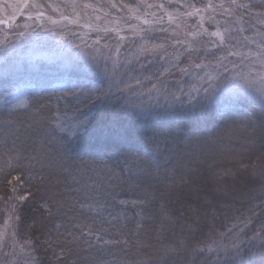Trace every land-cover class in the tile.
Here are the masks:
<instances>
[{
  "label": "trees",
  "instance_id": "1",
  "mask_svg": "<svg viewBox=\"0 0 264 264\" xmlns=\"http://www.w3.org/2000/svg\"><path fill=\"white\" fill-rule=\"evenodd\" d=\"M114 1L122 8H130L134 11H144L147 6L154 9L153 17L149 18L152 21L151 29L145 35L148 54H140L141 51L126 52L125 55L129 56L117 62L109 65L103 63L101 66H108V68L105 67L106 71L103 70L105 73H102L100 69L80 68L79 65L70 68H59L60 64L38 67L41 77L46 81L43 85L45 88L44 102L50 104L51 114L55 115L58 110L61 120L87 117L88 130L61 144L58 140L51 138L56 133L49 130L47 123L42 126L33 125L29 128L26 126L28 121L24 117H14L18 121H25L18 125H5L0 122V168H4L5 171L9 170L7 162L9 155L14 154L10 151L14 141L17 147L29 150L43 143L45 150H51V155H56L59 150L69 163L75 162L74 168L79 165L81 160L102 159L113 166L125 181L120 188L111 190L115 194V199L112 198V195H106L102 191L97 193L91 189H85L84 185L91 183L87 175H77L80 182L76 183L72 181L71 177L64 174L67 183L61 186L68 189H81L80 192L70 193L81 200H85L87 194L86 202L95 203L99 200L103 203V210L100 213L85 211L80 214L77 209H72L71 211L66 210L67 216L76 215L78 219L68 221L67 216L62 217L65 223L90 225L92 231L102 239L96 241L95 236L88 237V239L97 243L98 246L106 249L116 247L103 244V240L119 239L113 225L119 227L121 219L114 220L113 217L122 214L127 217V219H123V224L129 228L134 226L135 213L138 209L131 204L121 205L119 201L136 199L137 193L134 188H130V185H140L156 197L147 209L153 214L154 221L148 223H153L154 226L159 224L158 209L161 200H163L173 218L172 222L165 221L166 235L176 238L183 237L188 242L187 250H181L177 255L171 257L169 264H224L223 255L218 262L212 260L211 255L214 254H205L196 256L194 260L191 259L190 249L193 236L187 225L191 224L197 229L194 239H203L205 242L215 239L223 244H230V237L221 238L219 234L227 232V229L234 223L238 224L239 228H244V232L240 236V239L245 241L243 259L247 261L248 253L251 251L256 253L252 257L253 264H259L258 251L261 240L256 239L249 243L248 238L264 226V203H261L264 200V194H262L264 189L260 187L262 183L257 184L258 178L252 179L242 171L237 172L235 177L218 178L216 174L228 168L235 171L238 168V164L233 159L236 154L235 150H239L241 155H245L244 149H249L250 151L246 154L252 155L259 149L260 140L257 139L256 145L253 147V145L241 141L238 131L234 135H230L225 125L222 127L218 117L210 115L207 120L196 121L190 119L178 104L169 108L171 97L165 99V90L156 81L159 72L168 67V64L160 59V54L165 49L168 53L175 51L184 53L187 45L176 43L177 40L188 41L189 38L193 40V42L189 40L190 43L195 44L212 40L207 35L195 38L187 37V32H194L195 28L196 30L199 28V22L195 23L197 21L195 15L193 17L186 15V13L193 12V8L189 5L204 9V6L209 2L217 6L222 0ZM228 2L229 0H223L225 7H228ZM238 2L247 3L248 0H238ZM252 2L257 5L252 10L264 11V0H252ZM110 12L111 10L108 13ZM245 12V9H239L230 16L224 13L223 9L215 8L216 16L223 21V18L228 21L231 17L236 20L237 16L245 19L243 16ZM250 12L247 11V13ZM169 14H172L174 22L169 20ZM176 22L192 24L184 30L182 27L176 29ZM113 24L118 25V23ZM204 24L212 27L207 20ZM103 26L106 27V30L107 28L111 29L108 24ZM155 27H159L160 32L156 31ZM164 28L176 30L178 33L175 36L169 35L173 32L161 31ZM164 34L167 37L164 39L165 42L160 44L159 38ZM154 45H163L165 48L163 50L154 48ZM214 50L215 48L209 45L210 54ZM201 54H203L202 45ZM180 62L181 66L187 63L184 55L180 56ZM75 64H77V60ZM173 72L176 70L173 69ZM111 73L114 77H111ZM147 77H152V79L149 80ZM187 79L188 76L181 78L178 72L176 75L165 73L160 77L161 82H166L168 93L176 92L177 94H179L178 87L185 90ZM126 80H130L132 84L123 90L122 83ZM137 80L140 81L139 84ZM153 83L157 84L156 89L152 87ZM92 89H103L104 91L111 89V103L107 105H101L99 102L78 104L77 98L72 95H69L66 100L57 101L56 99L63 91L71 90L82 93ZM0 95H2V90H0ZM182 99L186 100V97H182ZM249 100L251 102L245 103L237 109L236 119L247 122L249 117L254 116L258 122L261 117L259 102L251 98ZM133 104L141 106L143 115H135L130 106L122 107ZM0 112H2V108H0ZM45 114L49 115L47 112ZM2 119L3 117L0 116V120ZM101 128L106 130L105 136L98 134ZM153 136L161 140L167 138L171 150L165 147L159 153L153 152L151 145L146 142ZM125 156L128 157L127 162H125ZM147 161H154V163L148 164ZM2 175L0 173V176ZM4 191H9L8 187L0 184V195ZM38 203L39 197L36 200L30 198L25 202L22 212L25 223L30 222V218L36 215L33 208ZM3 207L4 204L0 201V209ZM246 218H251V223L245 228L244 224L239 221ZM2 219L3 212L0 211V221ZM108 221L112 223L109 224ZM102 229H107V231ZM73 231L78 232L79 229H73ZM209 232L211 233L210 239L207 237ZM253 245L255 246L253 247ZM36 255L43 261V264H49L50 253L40 250ZM107 259L111 260V257H107Z\"/></svg>",
  "mask_w": 264,
  "mask_h": 264
},
{
  "label": "snow or ice",
  "instance_id": "2",
  "mask_svg": "<svg viewBox=\"0 0 264 264\" xmlns=\"http://www.w3.org/2000/svg\"><path fill=\"white\" fill-rule=\"evenodd\" d=\"M31 6L37 9L43 7L36 3ZM189 6L193 8V12L186 13V15H199L200 21L199 28L188 33V35L194 38L202 35L216 37L218 42L209 40L195 44L177 40L176 43L187 44L184 53H168L165 49L160 54V59L165 61L168 67L159 72L156 81L164 88L165 99L171 97L169 108L178 104L190 119L196 121L207 120L210 115L218 117L230 135H234L238 131L241 141L251 144L253 147L259 139L260 147L252 155L246 154L250 151L249 149H244L245 155H241L239 150H235L236 154L233 159L238 164L235 171L232 168L223 169L216 175L218 178L235 177L237 172L242 171L252 179L258 178L264 187V86L257 89L251 88L252 64L254 63L260 65L259 78L264 84V31L257 30L256 36H259L260 39L256 40L254 37L243 35L245 32L243 27L234 28L232 23L225 21V26L221 30L219 21H216V30L209 32L203 27L204 17L201 15L202 11L212 10L214 12L215 8L219 7L224 10V13L231 16L239 9L250 12L257 5L252 0H248L247 3L229 0L228 7H225L222 0L217 6L209 2L204 6V9L195 8L194 5ZM49 7L53 6L49 5ZM161 7L163 6L161 5ZM43 15L42 11H38L37 19H41ZM172 19V14H169V20ZM208 19L213 21L215 18L209 16ZM240 19L241 17L237 16L235 22L238 23ZM256 22L264 26V11L257 13ZM0 23H4V21H0ZM234 32H239L240 35L235 36L233 35ZM18 36H24V33L20 32ZM46 43L47 41L38 35L26 56H13L16 52L15 45L6 47L4 44H0V53H4L0 57V65H2L0 67V90H2V95H0L2 112H0V116L3 117L0 122L5 125H18L25 121H18L14 117H24L28 121L26 126L29 128L33 125L42 126L47 123L49 130L56 133L51 138L62 144L64 141L86 132L89 122L87 117L61 120L58 116V110L55 115H52L50 104L44 102L45 88L43 85L46 81L41 77L35 61L39 59V49ZM251 44L256 45L257 51L255 53L252 52L251 48H248ZM201 45L203 54H201ZM209 45L226 51V55L216 56L212 54L215 70L205 72L204 76H198L199 80L203 82L201 87L191 88L187 92L182 87H178L179 94L176 92L168 93L167 84L161 82L160 77L164 76L165 73L176 75L178 72L182 78L192 75V71L195 69L203 70L209 67L213 62L207 59L210 54ZM153 47L163 48V45H154ZM240 48H248V51L241 52L239 51ZM146 50L142 49V51ZM181 55L186 57L187 63L184 66H181ZM253 55L255 56L254 61L251 60ZM228 56L240 57L239 63L231 62L233 68L243 65L248 68V72L245 73L243 68L235 74L230 72L225 64ZM10 57L12 58L10 59ZM246 61L251 62L245 63ZM173 69L176 72H173ZM147 79L151 80L152 77H147ZM137 83L139 84L140 81L137 80ZM177 83L179 85V81ZM152 87L156 89L157 84L153 83ZM69 95L75 96L78 104L99 102L101 105H107L111 103V89L108 91L92 89L82 93L71 90L63 91L56 99L57 101L66 100ZM182 97H186V100ZM249 98L259 102L261 117L258 122L254 116L249 117L247 122L236 119L237 109L245 103L251 102ZM127 106L134 110L135 115H143V109L140 105L133 104L122 107ZM21 109L23 111H20ZM46 112L49 115H46ZM98 134L105 136L107 133L104 128H101ZM146 142L151 145L152 151L156 153L163 151L165 147L171 150L167 138L161 140L153 136ZM10 151L14 154L9 155L7 162L9 170L5 171L4 168H0V173L3 174L0 176V184L6 185L9 189L0 195V201L4 204L3 209H0L3 212V219L0 221V253L4 255L0 264H43V261L36 255L40 250L50 253L49 264H169L171 257L177 255L181 250H187L188 242L185 238L169 237L165 233V221L172 222L173 218L163 200H161L158 209L159 224L154 226L153 223H148L154 221L153 214L147 209L156 197L140 185H130V188H134L137 193L136 199L119 201L121 205L131 204L138 209L135 213L134 226L129 228L123 224V219H127V217L122 214L113 217L114 220L121 219L119 227L113 225L119 239L103 240V244L116 247L106 249L98 246L97 243L88 239L91 236H95L96 241L102 239L92 231L90 225L65 223L62 217L67 216V211L72 209H77L80 214L85 211L100 213L103 210V203L99 200L95 203L86 202L87 194L85 200L72 196L71 192H80L81 189L61 187L67 183L64 174L71 177L72 181L76 183L80 182L77 175H87L91 183L85 184V189H91L97 193L102 191L106 195H112L113 199H115V194L111 190L120 188L125 183L121 174L107 161L95 158L88 161L81 160L79 165L74 168L75 162L69 163L59 150L56 155H51V150H45L43 143L29 150L24 147H17L14 141ZM124 159L125 162L128 161L127 156ZM146 163L153 164L154 161H147ZM37 197H39V203L33 208L36 215L30 218V222L25 223L22 217L23 206L30 198L36 200ZM261 203H264V200ZM67 219L68 221L76 220L78 216H67ZM108 223L111 224L112 222L108 221ZM239 223L244 224L246 228L251 223V218L240 220ZM187 227L193 236L190 249L192 260L196 256L214 254L211 255L214 262L220 261L223 255L224 264H253L252 257L256 253L249 251V259L247 261L243 259L245 241L241 240L240 236L244 232V228H239L238 224L234 223L232 227L227 229V232L219 234L221 238L230 237V244H223L219 240L210 239V232L207 234L210 242L194 239L197 229L191 224H188ZM73 229H79V231L76 232ZM102 230L107 231V229ZM256 239L261 240L258 251L259 264H264V226L249 237L248 242L251 243ZM9 247L11 252H4V249ZM107 257H111V260Z\"/></svg>",
  "mask_w": 264,
  "mask_h": 264
},
{
  "label": "rangeland",
  "instance_id": "3",
  "mask_svg": "<svg viewBox=\"0 0 264 264\" xmlns=\"http://www.w3.org/2000/svg\"><path fill=\"white\" fill-rule=\"evenodd\" d=\"M83 1L85 2H81L80 0H0V21H4V23H0V44H4L6 47L15 45L16 52L13 56H26L39 35L47 43L39 49V59L35 61L38 67H49L51 64H60L59 68H70L79 65L80 68L85 67L89 70L100 69L102 73H105L106 68H108V66H101L103 63L104 65L106 63L109 65L117 62L129 56L125 55L126 52L134 51L137 53L141 51L140 54L147 53V50L142 51V49H147L145 35L151 29L150 24H152V21L149 18L153 17L154 9L147 6L144 11H134V9L122 8L114 0ZM33 3L40 4L43 7L40 9L34 8L31 6ZM49 5L53 7H49ZM110 10L111 12L108 13ZM38 11L44 13L41 19H37ZM259 12L262 11L251 10L250 13L246 11L243 15L245 19L241 18L236 23V20L231 17L230 20L232 22H229L230 20L228 22L232 23V25L236 23L233 25L234 28L243 27L245 29L243 35H248L259 40L260 37L256 36L257 30L264 31V26L256 22L257 13ZM201 15L204 17V23L207 20L212 26L210 27L208 24L203 23V27L209 28V32L216 30V21H219L221 30L225 26L224 21H227L225 18H223V21L220 17L216 16L215 11L213 12L212 10L202 11ZM209 16H214L215 19L209 21ZM195 18H197L195 23L200 21L199 15H195ZM174 20H171V22H174ZM113 23H118V25ZM106 24L111 29L107 28L106 30V27L103 26ZM175 24L176 29L182 27L186 30L192 23L186 25V23L176 22ZM155 29L160 32L159 27H155ZM164 30L173 32L169 34L172 36L178 33L176 30L165 28L161 31ZM20 32H23L24 36H18ZM188 33L190 32H187V37L191 36ZM233 35L239 36L240 33L234 32ZM166 37L165 34L160 36V44L165 42L164 39ZM211 39L212 41H217L216 37H211ZM189 40L193 42V40L188 38V42H190ZM210 47L212 46L210 45ZM164 48L165 46H163L162 50ZM213 48L215 50L212 54L216 56L226 55V51H222L216 47ZM248 48H251L253 53L257 51L255 44L249 45ZM248 48H240L239 51L247 52ZM212 54H209L207 58L213 61L209 67L203 70L195 69L192 71V75L188 76L187 81H185L186 92L191 88L201 87L203 82L199 80L198 76H204L205 72H213L215 70V61ZM3 55L4 53H0V57ZM76 60L77 64H75ZM251 60H255L254 55ZM232 61L239 63L240 57L228 56L225 64L230 72L235 74L240 72L241 68H243L245 73L248 72V68L243 65L233 68ZM205 62L207 63V61ZM250 62L246 61L245 63ZM252 68L251 88L257 89L264 86L259 78V73L261 72L259 63L252 64ZM111 77L114 76L112 75ZM122 84L123 90H126L132 83L130 80H126ZM204 86L206 87L207 85L205 84ZM223 126L224 124H222ZM258 183L261 184L262 182L258 179ZM260 187L264 189L262 185ZM4 252H11V248H5ZM3 259V253H0V261Z\"/></svg>",
  "mask_w": 264,
  "mask_h": 264
}]
</instances>
